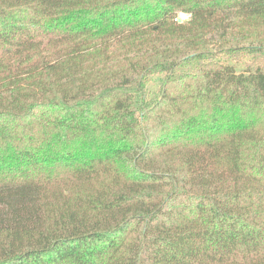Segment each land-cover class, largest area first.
Instances as JSON below:
<instances>
[{
	"label": "trees",
	"instance_id": "16d2710c",
	"mask_svg": "<svg viewBox=\"0 0 264 264\" xmlns=\"http://www.w3.org/2000/svg\"><path fill=\"white\" fill-rule=\"evenodd\" d=\"M243 49L264 0H0V264H264Z\"/></svg>",
	"mask_w": 264,
	"mask_h": 264
},
{
	"label": "rangeland",
	"instance_id": "374dc122",
	"mask_svg": "<svg viewBox=\"0 0 264 264\" xmlns=\"http://www.w3.org/2000/svg\"><path fill=\"white\" fill-rule=\"evenodd\" d=\"M180 18L182 20H187L189 18V14L185 12L180 13ZM221 54L217 57L219 58ZM233 64H235L238 70H242L245 67H249L254 69L257 65L264 67V52H261L258 56H255L254 53H247L246 50L236 51L232 55V60H230ZM161 80V75L153 74L150 75L145 81V89L148 97H151L155 94Z\"/></svg>",
	"mask_w": 264,
	"mask_h": 264
},
{
	"label": "built area",
	"instance_id": "2783aa9c",
	"mask_svg": "<svg viewBox=\"0 0 264 264\" xmlns=\"http://www.w3.org/2000/svg\"><path fill=\"white\" fill-rule=\"evenodd\" d=\"M180 17H181V16H180V14H179V16L176 17V19L179 20V21H182V19H181Z\"/></svg>",
	"mask_w": 264,
	"mask_h": 264
}]
</instances>
